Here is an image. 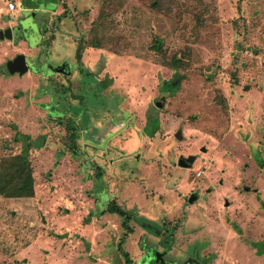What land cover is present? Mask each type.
<instances>
[{"label": "rangeland", "instance_id": "obj_1", "mask_svg": "<svg viewBox=\"0 0 264 264\" xmlns=\"http://www.w3.org/2000/svg\"><path fill=\"white\" fill-rule=\"evenodd\" d=\"M9 1L0 29L38 4ZM70 1L41 0L23 39L0 38V160L31 141L36 185L0 197V264H125L119 246L134 264H264V0ZM82 37L99 46L78 61ZM18 53L24 74L6 66ZM111 199L132 231L102 213Z\"/></svg>", "mask_w": 264, "mask_h": 264}, {"label": "trees", "instance_id": "obj_2", "mask_svg": "<svg viewBox=\"0 0 264 264\" xmlns=\"http://www.w3.org/2000/svg\"><path fill=\"white\" fill-rule=\"evenodd\" d=\"M156 1H154V5H156ZM90 42L87 41L84 37L80 38L76 48V58L78 61L82 59L84 50L89 45L99 46V42ZM162 39L156 35L154 39L153 46L158 49L162 50ZM186 53L183 52L182 56L178 54L172 55V60L169 62L172 66L173 76L168 80V83L174 87V90L177 88L179 78L182 77L181 72H179V68L185 67V63L187 62ZM60 92H66V88L64 85L60 84L57 88ZM58 118H63V115H58ZM70 150L76 152V131L73 125H70ZM15 139H17L15 137ZM32 142H27L23 149L19 153H13L6 156H3L0 160V197L3 198H12L15 200L24 201L29 198H33L36 195V185H35V171L34 167L31 163L29 158V151L31 149ZM61 157V154H59ZM260 163H264L263 160L259 159ZM18 204H15L13 207L7 208V211L11 212L12 214L15 213L18 209ZM35 206V205H34ZM32 204L25 205V210L32 213V208L34 207ZM115 212L119 213L124 217L123 224L128 227L129 231H132V228L129 226V220L131 219V214L127 212V210L123 206H119L115 200H110L107 204L106 208L102 213L105 212ZM23 221V222H22ZM24 218H21V222L24 224H28L30 222H26ZM127 234L123 236V239L126 237ZM119 249L122 250L123 254L126 257L125 264H134L133 258L130 256L128 251L123 250L120 246Z\"/></svg>", "mask_w": 264, "mask_h": 264}, {"label": "water", "instance_id": "obj_3", "mask_svg": "<svg viewBox=\"0 0 264 264\" xmlns=\"http://www.w3.org/2000/svg\"><path fill=\"white\" fill-rule=\"evenodd\" d=\"M42 4H43V8L47 9L45 7L46 5H44L45 3L42 2ZM54 7L55 6H53V8ZM33 13L31 14V16H29L30 15L29 11L28 12L26 11L25 12L26 19L31 18L33 16ZM27 24L28 23H25L24 27L29 29L30 24H28V25ZM31 27H34V25L31 24ZM24 30L25 29H23V27L21 25H17V26H15V28H13L12 26H8L4 29H0V38L1 39H4V38H8V39H13V38L19 39L20 38V39H22V38H24V35H25ZM31 31L34 34H36L34 32L35 31L34 28H31ZM6 66L11 73L19 72L21 74L28 72V70L30 68L29 63H28V59H27L25 53H18L14 58L9 59L6 63ZM59 115H62V114H59ZM177 137L178 138L182 137L181 130H179L177 132ZM203 149L205 150L206 148L204 147ZM197 157H198V154H193V153L188 154V155L180 154L176 160V163L179 166H182L185 168H192ZM90 166H91V163H90ZM247 189H249V188L247 187ZM196 198H197V195L192 193L189 197V201L194 202V200ZM229 204H230V202L227 200L226 205H229Z\"/></svg>", "mask_w": 264, "mask_h": 264}, {"label": "flooded vegetation", "instance_id": "obj_4", "mask_svg": "<svg viewBox=\"0 0 264 264\" xmlns=\"http://www.w3.org/2000/svg\"><path fill=\"white\" fill-rule=\"evenodd\" d=\"M36 2L38 3V4H36L33 8L32 7H28V8H26L25 6H23V8H22V12H23V18H22V21H21V23H20V25L23 27V29H25V27H24V24L22 23L23 21H25V19H26V16L24 15V13L27 11H30L29 12V16H31V14L33 13V12H35V11H39V10H47V9H44L43 8V4H42V2H41V0H36ZM15 26H17V25H15ZM15 26H12L13 28H15ZM24 37H25V35H24ZM23 39V38H22ZM29 66H30V68L32 67L30 64H29ZM50 67V66H49ZM29 68V69H30ZM52 71V70H51ZM43 72V71H42ZM57 71H52L51 73H50V75H53L54 73H56ZM175 161V160H174ZM192 193H190V195H191ZM190 195L189 196H187V199L189 200V197H190ZM199 264H203V263H199Z\"/></svg>", "mask_w": 264, "mask_h": 264}, {"label": "built area", "instance_id": "obj_5", "mask_svg": "<svg viewBox=\"0 0 264 264\" xmlns=\"http://www.w3.org/2000/svg\"><path fill=\"white\" fill-rule=\"evenodd\" d=\"M7 6H8V8L9 9H14V7H15V2L13 1V0H11V1H9V3L7 4Z\"/></svg>", "mask_w": 264, "mask_h": 264}, {"label": "crops", "instance_id": "obj_6", "mask_svg": "<svg viewBox=\"0 0 264 264\" xmlns=\"http://www.w3.org/2000/svg\"><path fill=\"white\" fill-rule=\"evenodd\" d=\"M11 1V0H10ZM14 1V0H13ZM72 1V0H71ZM71 1H70V3H71ZM15 2V1H14ZM7 8H8V6H7ZM16 8H17V3L15 2V7H14V9L16 10ZM9 9V8H8ZM14 9H12V10H14ZM100 214H101V212H99ZM105 214V213H104ZM109 261V260H108ZM107 261V262H108ZM109 263H110V261H109ZM29 264H31V263H29Z\"/></svg>", "mask_w": 264, "mask_h": 264}]
</instances>
